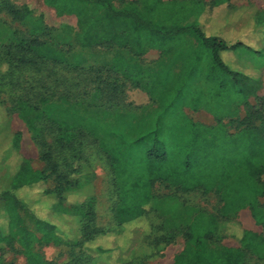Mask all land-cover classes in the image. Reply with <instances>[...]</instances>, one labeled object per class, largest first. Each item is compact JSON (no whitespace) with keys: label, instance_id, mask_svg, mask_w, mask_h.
I'll use <instances>...</instances> for the list:
<instances>
[{"label":"trees","instance_id":"1","mask_svg":"<svg viewBox=\"0 0 264 264\" xmlns=\"http://www.w3.org/2000/svg\"><path fill=\"white\" fill-rule=\"evenodd\" d=\"M45 3L60 15L72 14L78 9L80 34L75 37V43L82 49L112 45L111 35L115 30L124 31L123 45L131 48L134 57L142 56L148 50L169 52L179 46L184 37L194 38L201 46L199 52L203 49L208 54L206 63L196 57L194 65L198 66L199 79L202 77L210 86L208 90H198L186 84L180 88L178 96L185 88V95H189L185 104L194 110L201 97L243 105L247 127L239 135L231 136L224 130L192 123L186 131L187 138L180 141L172 138L164 125L167 123L160 119L155 131L133 143L123 144L121 149L111 150L109 158L115 166V184L120 190L115 213L124 232L119 238H106L107 232L94 225V196L71 206L65 205L71 195L85 198L77 176L86 162L83 156L77 155L82 141H66L61 137L57 140L61 149L73 152L71 168L65 173H59L60 165L53 152L44 151V139L39 143L43 149L42 159L57 174L58 185L51 189L48 174L35 170L19 154L21 134L14 133L0 147L1 162L6 163L8 158L14 160L12 164L0 165L5 172L0 179L4 181H0V248L17 241L29 264H52L33 252L34 244L83 247L85 243L96 241L90 249L98 257L89 259L86 264H129L134 259L152 256L164 247L162 242H167L165 238L146 242L154 229L147 218L149 206L155 199L156 184L164 183L186 193H214L222 204L216 214L205 211L198 214L185 233L186 247L176 255L173 264H246L247 252L257 250L263 242L255 233L242 229L238 223H231L232 233L241 240L242 250L213 247L210 242L215 234L222 233L235 213L246 207L253 208L257 223L264 224V211L258 208V197L264 196V188L258 182L264 173V97L258 94L262 78L254 70L246 74L243 68H234L237 62L227 54L241 47L249 48L244 43L243 31L247 17L242 14L249 13L257 26L262 25L264 15L253 10L245 12L249 9L243 7L244 13L239 7L230 5L229 0H215L212 9L225 4L231 13L225 21L216 20L211 27L209 18L204 17L202 4L184 6L178 1L166 3L163 0H143L141 6L129 3L123 7H117L114 0H45ZM79 4L82 7H78ZM97 8L103 9L100 18L97 17ZM1 11L10 13L17 20H24L28 15L26 9H18L6 1L0 4ZM158 13L164 16L162 25L156 21ZM33 25L35 33L44 30L39 20L33 21ZM100 27L109 33L107 37H101ZM41 45L39 39L20 38L12 27L0 23V49L6 52L10 73L19 68L42 69L53 49L46 46L40 55L37 49ZM77 56H74L77 60L74 65L67 64L66 68L75 70L85 64L86 58ZM125 62L117 54L107 65L119 73L127 65ZM230 62L233 66L228 64ZM81 70L85 71V67ZM96 76V81L117 89L116 82L110 85L107 79L102 81V69ZM250 96H254V102L250 101ZM21 102L27 105L21 118L31 125L35 138L40 139L43 133L34 126L41 114L39 109L30 99ZM208 110L212 111L211 107ZM141 148L140 157L132 153ZM72 221L77 227L66 224ZM127 236L128 242L123 241ZM144 249L148 252L141 254Z\"/></svg>","mask_w":264,"mask_h":264},{"label":"rangeland","instance_id":"2","mask_svg":"<svg viewBox=\"0 0 264 264\" xmlns=\"http://www.w3.org/2000/svg\"><path fill=\"white\" fill-rule=\"evenodd\" d=\"M5 1L18 9H26L28 15L24 20H17L10 13L1 11L0 23L12 27L20 38L39 39L42 43L37 49L40 55L45 52L46 46L52 47L53 53L45 61L46 65L38 71L34 68H19L14 71L12 69L10 73L6 63V52L0 49V147L3 142L10 140L14 133L19 132L21 134L19 154L28 160L35 170L48 174V187L53 189L58 185L57 174L42 159L43 149L39 143L44 139L46 144L44 151L53 152L54 159L60 165L59 173H65L71 168L73 152L61 149L57 140L61 137L66 141L70 139L82 141L81 147L77 148V155L83 156L86 162L83 171L77 176L81 180V191L85 198L82 199L81 195H71L65 205L71 206L77 201L88 200L90 196H94L96 199L94 225L107 232L106 238H119L124 235L123 226L120 225L115 213L120 190L115 184L117 172L109 154L113 149H121L123 144H130L135 136L121 131L122 127L114 114L117 110L138 109L129 94L132 90L141 89L143 93L149 95L152 105L160 107L163 115L161 121L167 123L164 125L174 139L185 140L186 131L192 123L213 130H224L231 136H237L246 129L243 105L237 106L234 101L228 103L217 98L211 100L201 97V102L196 104L197 108L194 110L185 104L189 97L185 95V88L183 94L178 96L180 88L186 84L198 90H208L210 86L201 79L202 77L199 79L198 66L194 65L196 57L203 63L208 60V54L203 49L199 52L201 46L194 38L184 37L182 43L169 52L148 50L142 56L134 57L131 48L123 45L124 31L115 30L111 35L112 45L82 49L75 43V37L80 34L78 9L72 14L60 15L55 8L47 5L45 0H0V4ZM163 1L166 3L178 1L184 6L202 4L205 8L204 17L209 18L211 27L215 25L216 20L220 22L231 13L225 4L212 9L215 0ZM229 2L233 7H239L240 11L245 7L249 9L245 12L253 10L264 15V0ZM129 3L141 6L143 0H114L117 7ZM78 7L82 5L79 4ZM102 14L103 9L97 8V17L100 18ZM246 17L243 24L244 34L253 36L256 32L255 21L249 13ZM36 20L41 21L43 31L33 32V21ZM156 21L160 25L164 23L162 13L156 15ZM98 31L103 38L109 35L103 27ZM251 46L262 47V44L252 43ZM248 51L239 48L227 54L233 62H237L234 68H243L246 74L254 70L255 74L261 76L262 86L258 94L264 97V57L255 56ZM117 54L121 55L127 64L119 73H115L111 66L107 65ZM77 55L86 58L85 64H81L75 70L66 68L67 64L71 67L74 65V61H77L74 56ZM228 64L233 66L231 62ZM253 64L258 68H252ZM82 67H85V71L81 70ZM99 69L103 71L102 81L107 79L110 85L116 82V90L96 81ZM76 83L79 84L75 86ZM24 99H30L32 105L41 113L38 125L37 123L34 125L43 133L40 139L35 138L31 125L21 118V113L27 109V105L21 102ZM249 99L254 102V96H250ZM209 107L212 111L208 110ZM132 153L140 157L143 149H137ZM12 163H14L12 158H8L6 163L0 161V165ZM1 170L0 179L5 173ZM0 181L4 183L3 180ZM258 182L264 188V173L259 176ZM221 206L214 193L204 194L202 191L186 193L172 185L169 188L164 183H157L155 199L149 206L147 217L154 229L151 238L146 242H152L155 238H165L167 242L166 244L162 242L164 247L156 254L140 257L137 261L134 259L129 264H171L175 254L178 255L185 249L187 243L185 233L198 214L203 211L216 214ZM258 208L264 211V196L258 197ZM231 223H238L242 229L262 238L263 242L257 250L247 252L246 264H264V224L257 223L251 207L235 213L230 222L223 227L222 233L215 234L210 242L211 246L243 249L239 237L232 233ZM66 224L77 227L73 221ZM128 238L129 236L122 240L128 242ZM95 242L85 243L83 247L34 244L33 252L52 264H86L89 259L98 257L96 252H91L90 249L94 247ZM147 252L148 250L144 249L141 254ZM0 264L29 262L25 251L16 241L11 246L0 248Z\"/></svg>","mask_w":264,"mask_h":264},{"label":"crops","instance_id":"3","mask_svg":"<svg viewBox=\"0 0 264 264\" xmlns=\"http://www.w3.org/2000/svg\"><path fill=\"white\" fill-rule=\"evenodd\" d=\"M242 15L246 16L247 13L242 14ZM221 21H225V18L221 19ZM256 26L257 25H254V27ZM255 31L256 32L254 33L253 36H245V41L243 40L244 43L247 46H249V48L248 47H241V48H245L249 50L248 52H250L251 54L253 53L255 56L258 55V56L264 57V23H262L261 26H257ZM241 39L242 37L238 38L236 41L241 40ZM252 43H255L258 45L262 44V47L261 46H256V47L251 46ZM252 66H253L252 68H255V67L258 68L254 64ZM263 81H264V78H263ZM129 94H130L131 99L135 101L136 103L135 106L138 107V109L133 110V111L124 110V109L117 110L114 112V114L117 120L119 121L120 126L122 127L121 131H125L128 133H132V135H135L130 141L131 143H133L134 141L141 138L142 136L155 131L157 129L158 122L161 119V117H163V115H162V111L160 110V107H156L152 105L149 95L147 93H143L141 89H134ZM175 257H176V254L173 257V261L171 264L174 263ZM134 261H137V259H135Z\"/></svg>","mask_w":264,"mask_h":264}]
</instances>
